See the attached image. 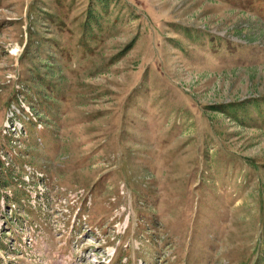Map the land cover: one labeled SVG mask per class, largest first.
I'll return each instance as SVG.
<instances>
[{
  "label": "rangeland",
  "instance_id": "obj_1",
  "mask_svg": "<svg viewBox=\"0 0 264 264\" xmlns=\"http://www.w3.org/2000/svg\"><path fill=\"white\" fill-rule=\"evenodd\" d=\"M0 264H264V0H0Z\"/></svg>",
  "mask_w": 264,
  "mask_h": 264
}]
</instances>
